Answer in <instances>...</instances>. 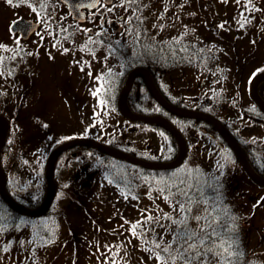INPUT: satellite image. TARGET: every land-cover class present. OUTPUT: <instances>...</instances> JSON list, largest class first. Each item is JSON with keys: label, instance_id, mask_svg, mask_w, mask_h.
Here are the masks:
<instances>
[{"label": "trees", "instance_id": "trees-1", "mask_svg": "<svg viewBox=\"0 0 264 264\" xmlns=\"http://www.w3.org/2000/svg\"><path fill=\"white\" fill-rule=\"evenodd\" d=\"M21 1L29 4L30 0ZM190 1L143 0L146 7L141 9L140 14L145 19L144 24L140 26L142 35L139 40H134L133 36L128 35L125 32L126 25L122 23V18L126 19L131 15V11L125 12L123 8H118L121 14H117V18L123 26L120 32L106 27L103 36L100 33L97 35L95 30L86 34V37H93L95 43L75 44L66 41L57 44L59 50H68L64 51L65 56H76L80 53L84 68L87 71L98 72L99 79H95L100 86L90 97H94L97 102L94 114L99 117L91 122L92 125H87L86 130H81L82 132L63 135L50 143L45 138H39L37 144L42 152L34 156L20 150L26 146L24 143L26 139L23 137L26 121L20 115L29 108L25 99L27 91L23 89L30 88L34 83V78H28L33 61L30 63L29 55L22 53L21 50L5 55L0 62V68L7 82L9 77L12 78L8 87L18 85V80L24 78L29 80L28 85L23 84L24 88L21 83L20 86H12V89L5 87L3 90L0 89V114L11 124L0 158L2 169L7 174V190L15 201L32 209L43 204L46 196L45 166L48 156L56 146L73 136L95 139L144 160L176 159L179 146L168 130L155 123L146 124L126 119L119 112L117 100L120 89L128 74L137 67L148 68L161 92L176 106L195 108L221 120L232 137L239 142L256 170L264 176V152H259L264 148L261 146L264 137L254 134L256 129H264V113L251 101L249 104L245 103L241 88L232 85L228 90L224 84L225 81L226 83L230 81L232 73L236 77L241 68L239 65L233 72L235 62L233 55H236L237 49L235 47L233 52L226 51L223 45L205 39L198 32L197 16L204 20L205 16L203 13L200 14V10L197 12L195 8L190 7ZM115 2L119 3V0ZM42 3L45 5L43 8L40 7ZM56 4L60 5L61 2L48 0L46 3L44 0H37L35 11L44 18L50 17L52 6ZM162 13L163 19H158ZM248 15L252 14H244V17L247 18ZM69 17L72 20L71 31L74 30L72 25L73 23L76 25V20ZM241 21L249 24L245 19ZM154 25L164 27L160 29ZM250 29L253 45L264 43V26L258 24ZM66 39L69 38L66 36ZM39 58L40 54H37V60ZM257 71L263 72L264 66ZM187 76L198 79L196 85L202 88L203 99L193 101L184 95L172 96L164 88L163 83H167L168 78L182 79ZM146 88L143 79L137 77L128 96L129 107L133 112L141 114L162 115L178 127L188 144L187 156L182 165L166 171H155L102 154L101 150L91 146L81 145V148L65 151L59 155L54 165L53 177L57 183V192L44 216L32 218L15 212L0 196V264H56V259L71 243L74 253L68 259L71 264H77L79 249L77 247L80 241L75 237L70 243L66 236L63 239L62 228L64 220L67 221L66 212L62 207L54 205L57 200L66 198L72 203L80 204L79 207L84 214L89 215L91 228L82 238L88 239L91 243L95 242L98 252H101L98 257L101 264H157V261L150 259L149 253L143 250L141 239L131 237L130 223L125 221L132 223L139 221L141 210L155 209L156 206L164 212H171L168 203L156 198L155 191L152 192V198H149V182L161 178L168 180L173 173L187 179L184 170L191 174L193 183L196 182L195 178H199L201 191L197 192L196 196L208 201L207 205L201 204L199 210L202 211L204 207L211 210L214 206L216 211L213 212V216L222 224L234 228L238 234L240 247L244 253L239 258V264H264L262 250L264 232L256 226L253 219L251 221L246 217L236 187L229 179V175L235 176L237 171L243 168L228 142L212 124L197 118L176 116L163 109L152 99ZM258 94L264 99V83L260 85ZM11 102L12 106L9 105ZM160 133H164V136ZM150 134H156L159 141L154 145L153 152H142L139 143L146 140ZM206 141L211 143L213 148L212 154L208 157H204L203 154ZM198 144L201 147L197 150ZM74 151L78 152L76 158L71 157ZM94 183L101 185L108 183L110 189L119 194L122 207L108 218L95 216L86 206V195L93 190L91 185ZM151 186L156 187L154 183ZM232 217L235 220H232ZM67 225L69 229H73L71 223L67 222ZM192 226L196 227L195 222ZM253 236L259 240L255 245ZM90 251L89 249V255Z\"/></svg>", "mask_w": 264, "mask_h": 264}, {"label": "rangeland", "instance_id": "rangeland-1", "mask_svg": "<svg viewBox=\"0 0 264 264\" xmlns=\"http://www.w3.org/2000/svg\"><path fill=\"white\" fill-rule=\"evenodd\" d=\"M44 1L48 2V0ZM36 2L37 0H30L28 4L21 0H12V3L9 4L7 0H0V62L7 53H15L18 50L29 55L30 63L33 61V68L28 73V78H34L33 85H30L31 87L28 89L24 88V85L29 83L27 78L18 80V85H12L17 87L22 83L23 90L26 89L27 91L25 99L29 108L20 115L26 121L24 122L25 135L23 136L26 139L24 142L26 146L20 150L28 152L31 156L42 152V149L41 151L39 149V144H37L39 138H45L50 143L63 135L82 132L81 130H86L87 125H92L91 122L99 117L94 114V107L97 102H95L94 97H90L100 86L95 79L98 77V72L95 70L93 72L92 70L87 71L84 68V61L80 53H77L76 56L70 54H67L70 57L65 56L66 53L56 46L66 43V41L81 44L80 39L87 34L85 29L92 28L100 32V25L104 22H87L84 28L81 26V28H76V31H70L72 20L70 17L68 18L70 15L62 3V5H53L50 17L44 18L33 10L37 9ZM190 2V7L195 8L197 12L200 10V14L203 13L205 16L206 21L201 16H197L199 23L196 27L205 39L223 45V49L226 51L233 52L236 47L237 53L235 56L233 55V61H235L233 72L239 65L241 68L236 77L232 73L230 81L228 83L225 81L224 84L228 90L231 89L232 85L235 88H241L244 101L249 104V83L257 74V70L264 66V43L253 45L249 31L254 25L261 24L264 26V0H239V3L237 0H191ZM116 10L117 14L120 15V9L115 8ZM247 13L254 14V16L244 17V14ZM22 17L41 24L38 33L34 34L29 41H23L10 32L11 24ZM240 19H245L249 24L243 23ZM72 28L75 29L73 25ZM65 33L66 35H64ZM66 36L69 38L68 40ZM37 54H40L38 60ZM11 79L9 77L7 82L0 68V89L3 90L4 87L12 89V86L8 87ZM196 84H198V79L194 76H187V78L182 79L168 78L167 83H163L164 88L172 96L184 95L187 99L199 101L204 96H202V88L197 87ZM12 102L9 103L10 106L13 105ZM254 132L257 136L262 135L259 129L254 130ZM158 141L159 137L156 134H150L139 145L142 146V152H153V149L155 150L154 145ZM206 142L207 145L203 147L205 150L203 152L204 157L212 154L213 150L211 143ZM200 147L201 145L198 144L196 149L198 150ZM229 177L236 187V193L239 202L243 205L246 217L251 221L253 219L256 226L264 232V189L258 188L247 179L242 169H239L235 176L231 174ZM107 184H92L93 190L86 195V206L95 216L100 215L108 218L110 214L122 207L119 194L111 190L110 185ZM54 205L62 207L66 212L67 221L64 220L62 228L63 239L66 236L69 239L68 243L73 237L80 241L77 247L79 248L77 252L78 263L101 264L98 258L101 252H98L95 242L91 243L88 239L82 238L83 235L88 234L91 228L89 215L84 214L79 207L80 204L72 203L67 198L57 200ZM67 222L72 224V230L68 228ZM252 240L254 245L259 242L256 236H253ZM71 244H68L60 257L56 259V264H71L68 259L74 253ZM89 249L91 250L90 255L88 254ZM262 250H264V245H262Z\"/></svg>", "mask_w": 264, "mask_h": 264}, {"label": "snow or ice", "instance_id": "snow-or-ice-1", "mask_svg": "<svg viewBox=\"0 0 264 264\" xmlns=\"http://www.w3.org/2000/svg\"><path fill=\"white\" fill-rule=\"evenodd\" d=\"M7 2L11 4L12 0ZM237 2L239 3V0ZM44 6L43 3L40 5L41 8ZM88 7L96 8L97 11L100 8L108 12L115 8H123L125 12L131 11V15L126 19L122 18V23L126 25L125 32L128 35L133 36L134 40L140 39V26L144 24L145 19L140 12L146 7L143 0H119V3L115 0H91ZM158 19H163V13ZM154 27L163 29L164 25ZM95 42L90 36L89 43ZM160 135L164 136V133ZM184 171L187 179L173 173L168 180L161 178L149 182V198H152V192L155 191L156 198L168 203L171 212H164L159 206L141 210V220L134 223L125 221L130 223L131 237L141 239L143 250L148 252L149 258L155 259L157 264H239V258L244 253L238 234L234 228L222 224L213 216L216 211L214 206L211 210L209 207L199 210L200 205H207L208 201L196 196V193L201 191L199 178H195L196 182L193 183L191 174L187 170ZM152 183L156 185L155 188L151 186ZM231 219L235 220L234 217ZM193 222L196 227L192 226ZM157 229L161 231L158 232Z\"/></svg>", "mask_w": 264, "mask_h": 264}, {"label": "water", "instance_id": "water-1", "mask_svg": "<svg viewBox=\"0 0 264 264\" xmlns=\"http://www.w3.org/2000/svg\"><path fill=\"white\" fill-rule=\"evenodd\" d=\"M63 4L67 6L71 15L78 20L84 21L86 20V11H93L96 8H89L88 4L91 0H60ZM40 24L32 22V20L26 18H19L14 21L10 27V31L12 34H18L23 40H29L30 37L34 34L35 31L39 29ZM111 27L119 32L121 31V26L117 21L111 22ZM137 77L143 79L146 83V86L152 95L153 99L157 101L163 109H166L168 112L172 113L176 116H181L185 118H197L204 120L210 124H212L217 131L221 134V136L228 142L231 149L235 154V158H237L238 163L241 164L244 171L247 173L249 178L254 181L260 188H264V177H262L259 173H257L252 167L250 162L248 161L241 145L238 141L232 137L233 135L229 132L227 127L216 117L202 111L183 108L172 104L165 96L161 93L158 86L156 85L154 78H152L151 72L145 67H137L132 70L127 78V81L123 88L121 89V93L118 101V108L121 115L130 120L141 121L146 124L155 123L157 126L165 128L168 130L173 136L174 139L177 140L179 145V152L176 159H172L169 161H149L139 158L137 156L128 154L120 149L114 148L112 146L105 145L100 143L94 139L90 138H74L68 140L61 145L57 146L52 152L51 155L48 156L46 169H45V177H46V196L44 197L43 204L38 208H27L17 201H15L12 196L9 194L7 190V174L4 169H2L1 158H0V196L2 200H4L7 204L11 206V209L15 212L21 213L25 216L30 217H42L44 216L48 210L50 209L53 200L57 192V184L55 181L54 170L56 162L59 155L63 154L65 151L73 149L77 146H91L98 150L102 151V154H107L111 157L128 161L139 166H144L150 170H165L166 169H174L182 165L186 156H187V142L183 134L179 129L167 118L161 115H144L135 113L130 111L131 109L128 106V95L133 87L134 81ZM264 82V72L256 74L251 80L249 87V97L253 103H255L261 111L264 112V100L258 94L259 86ZM9 121L0 114V157L2 156V150L5 145L7 135L10 129ZM78 152H73L71 154L72 158L77 157Z\"/></svg>", "mask_w": 264, "mask_h": 264}, {"label": "flooded vegetation", "instance_id": "flooded-vegetation-1", "mask_svg": "<svg viewBox=\"0 0 264 264\" xmlns=\"http://www.w3.org/2000/svg\"><path fill=\"white\" fill-rule=\"evenodd\" d=\"M67 8V7H66ZM100 10L101 11H97V10H94V11H89V12H87V16H88V18H86L87 20H85V21H78V22H76V25H74V23H73V26L75 27V31H76V28H78V27H80L81 28V25L83 26V28H84V26H85V24L87 23V22H94V21H101V22H103L101 25H100V29H104V28H106V22H107V26H109L110 27V23H111V21L112 20H114V19H117L118 20V16L116 17V13H117V10L115 11V9L113 10V11H111V12H108V11H105L103 8H100ZM90 32L89 33H91L92 31H93V29L92 28H90ZM38 33V32H37ZM104 33H105V31H101L100 32V34L103 36L104 35ZM46 34V33H45ZM49 34H51V33H49ZM81 41L80 42H82V43H88L89 42V37H86V35L85 36H83V38H81L80 39ZM263 128H261V129H259V131H261V133H262V135H259V136H261V137H264V132H263ZM261 146H264V143H262V145ZM259 152H264V148H262V150L261 151H259ZM246 155V154H245ZM247 157V156H246ZM247 159H248V157H247ZM248 161L250 162V164H251V167L257 172V173H259L262 177H264L263 176V174H261L259 171H257L256 169V167H254V164L248 159ZM243 171H244V169H243ZM244 173H245V176H246V178L247 179H249L254 185H256L258 188H260L254 181H252L251 180V178H249V176L247 175V173L244 171ZM261 189H264V188H261Z\"/></svg>", "mask_w": 264, "mask_h": 264}]
</instances>
